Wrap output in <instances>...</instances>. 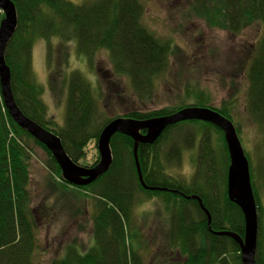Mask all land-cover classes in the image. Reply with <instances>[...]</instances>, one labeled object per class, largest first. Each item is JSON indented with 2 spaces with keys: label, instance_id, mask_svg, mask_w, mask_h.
<instances>
[{
  "label": "trees",
  "instance_id": "trees-1",
  "mask_svg": "<svg viewBox=\"0 0 264 264\" xmlns=\"http://www.w3.org/2000/svg\"><path fill=\"white\" fill-rule=\"evenodd\" d=\"M12 1L18 12V26L6 49L5 59L11 69L17 104L26 115L57 134L70 157L81 164L86 160L87 144L94 140L98 149L102 129L119 115L110 117L95 97L91 81L81 71L74 70L67 82L64 126L48 116L42 87L33 68L35 40L48 39L51 53L54 37L62 42L74 41L76 51L90 66H94V57L99 52L107 51L114 75L129 77L134 90L142 97L151 93L154 79L169 68L172 57H176L181 47L169 38L157 36L143 24L141 0H86L81 4L70 0ZM183 3V6L180 4L183 19L190 18L186 15L189 13L191 18L203 21L210 28L227 29L237 34L255 21L264 27V0H184ZM241 66L249 82L247 110L254 121L264 125V34L241 61ZM55 85L58 88L61 83ZM199 90L196 84L188 83L185 94L193 97V101L151 111L131 110L123 116L143 120L168 115L186 106H208L233 119L231 106H212L210 98L208 100ZM188 124L195 128L187 130L188 135L184 136L182 127ZM212 131L220 136L221 143L217 146L212 143ZM169 138L174 142L165 150L162 146ZM196 141L199 143L195 146ZM33 144L47 152L51 180H57L56 184L62 188H74L94 201V246L87 251L69 246L51 264H144L137 248L145 242L138 246L131 243V239L137 241L140 236L131 226L140 192L150 197L165 195L171 226L164 233L168 247L178 249L185 256L180 264H243L238 242L215 232L230 230L243 236L245 228L241 208L228 195L230 156L222 129L207 121L186 120L169 126L154 143L139 144L138 157L146 183L174 191L142 186L134 157V140L122 133L114 134L111 139L113 162L109 170L88 185L72 186L63 179L52 152L11 117L4 105L1 86L0 264H37L34 260L36 222L30 191ZM195 147H198V157L192 178L182 180L168 175L166 166L179 162L185 148ZM98 154L100 158L99 150ZM251 175L253 179V172ZM254 192L257 202L255 187ZM194 194L201 197L209 210L210 224L199 201L187 197ZM258 212L261 218L259 207ZM258 234L256 259L264 264L261 221Z\"/></svg>",
  "mask_w": 264,
  "mask_h": 264
},
{
  "label": "rangeland",
  "instance_id": "rangeland-1",
  "mask_svg": "<svg viewBox=\"0 0 264 264\" xmlns=\"http://www.w3.org/2000/svg\"><path fill=\"white\" fill-rule=\"evenodd\" d=\"M70 1L81 4L86 0ZM141 1L144 5L143 24L157 36L169 38L181 47L176 57H172L169 68L154 79L151 93L142 97L134 90L129 77L114 75L107 51L99 52L94 57V66H90L86 58L76 51L74 41L62 42L54 37L51 53L48 39L37 38L33 44V68L36 80L42 87V99L47 105L48 116L64 126L67 82L74 70L81 71L91 81L95 97L110 117L123 116L131 110L143 112L182 106L193 101V97L185 94L188 83L196 84L199 91L208 100L210 98V105L222 107L228 104L232 108V121L251 162L250 173L253 172L255 176L252 179L251 175V181L253 185L254 180L253 190L255 187L258 194L260 205L257 209L259 207L262 213L261 218L259 212L258 216L264 233V125L254 121L247 110L249 82L241 66V61L264 34L262 23L255 21L235 34L227 29L210 28L203 21L191 18L192 14L189 13L186 15L190 18L183 19L185 16L180 4L183 6L184 0ZM3 18L4 13L0 9V22ZM56 83L61 85L57 88ZM192 128L195 125L182 127L184 136ZM211 135L212 143L219 145L218 133L212 131ZM173 142L169 138L162 148L167 150ZM198 143L196 141L194 145ZM86 155L82 165L91 166L99 158L94 140L87 144ZM197 155L198 147L185 148L181 162L166 166L167 174L190 180L196 169ZM31 157L30 191L37 237L35 262L51 264L69 246L87 251L95 244L94 201L91 197H83L80 195L82 192L74 188H62L56 184L57 180H51L47 168L49 157L41 146L33 144ZM164 196L150 197L140 192L133 208L131 226L140 236L138 243L134 239H131V243L135 242L138 246L145 242L137 248L144 264H180L185 260L178 249L168 247L164 231L169 229L171 222L167 219Z\"/></svg>",
  "mask_w": 264,
  "mask_h": 264
},
{
  "label": "water",
  "instance_id": "water-1",
  "mask_svg": "<svg viewBox=\"0 0 264 264\" xmlns=\"http://www.w3.org/2000/svg\"><path fill=\"white\" fill-rule=\"evenodd\" d=\"M4 18L0 22V86L4 105L14 121L34 138L43 143L59 164L64 180L74 186H85L106 173L113 162L111 139L114 134L122 133L134 140V157L140 183L145 189L174 191L167 187L148 185L144 179L138 157L140 143H154L171 125L186 120L210 122L224 132L230 156L227 188L229 198L242 210L245 220L244 235L235 231H215L235 239L240 246L243 264H259L256 259L259 232V216L256 196L251 181L250 164L239 138L234 122L218 110L208 106H186L168 115L138 120L118 116L111 119L102 129L98 138L100 159L95 165L85 166L75 162L66 151L61 138L50 129L42 126L26 115L17 104L11 83V69L6 62L5 53L18 26V12L12 0H0ZM188 198L197 199L211 222L209 210L201 197L194 194Z\"/></svg>",
  "mask_w": 264,
  "mask_h": 264
},
{
  "label": "flooded vegetation",
  "instance_id": "flooded-vegetation-1",
  "mask_svg": "<svg viewBox=\"0 0 264 264\" xmlns=\"http://www.w3.org/2000/svg\"><path fill=\"white\" fill-rule=\"evenodd\" d=\"M257 206H258V204H257Z\"/></svg>",
  "mask_w": 264,
  "mask_h": 264
}]
</instances>
